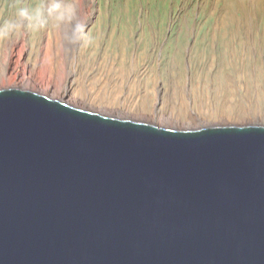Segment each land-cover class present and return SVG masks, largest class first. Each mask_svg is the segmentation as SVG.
Returning <instances> with one entry per match:
<instances>
[{
  "label": "water",
  "instance_id": "95a60500",
  "mask_svg": "<svg viewBox=\"0 0 264 264\" xmlns=\"http://www.w3.org/2000/svg\"><path fill=\"white\" fill-rule=\"evenodd\" d=\"M0 264H264V125L173 130L0 90Z\"/></svg>",
  "mask_w": 264,
  "mask_h": 264
},
{
  "label": "rangeland",
  "instance_id": "374dc122",
  "mask_svg": "<svg viewBox=\"0 0 264 264\" xmlns=\"http://www.w3.org/2000/svg\"><path fill=\"white\" fill-rule=\"evenodd\" d=\"M60 2L76 8L81 31L67 44L58 43L57 22L49 18L38 30L24 27L20 34L0 38V90L33 91L103 116L174 130L264 125V0ZM49 3L0 0V25L14 18L20 7L46 10ZM50 36L56 52L51 66L42 53ZM65 45L68 56L63 53ZM109 76L122 87L123 80H129L124 96L131 92L138 97L146 91L158 107L95 103L90 86L99 87ZM227 77L245 100L246 87L252 90L251 99L239 103L238 110H245L239 116V112L224 114L213 102L203 106L205 102L197 99L209 86L217 91L213 84ZM71 85L76 91L65 94ZM183 89L187 98L197 99L195 119L176 103ZM214 92L208 93L209 98ZM230 121L233 125L224 124Z\"/></svg>",
  "mask_w": 264,
  "mask_h": 264
},
{
  "label": "bare ground",
  "instance_id": "6f19581e",
  "mask_svg": "<svg viewBox=\"0 0 264 264\" xmlns=\"http://www.w3.org/2000/svg\"><path fill=\"white\" fill-rule=\"evenodd\" d=\"M71 7L74 10V16H73V18L70 19V20H67V21H65L63 23H57V26H58L57 42L58 43L64 42V44H67V41L66 40L72 39V37L78 31L77 28H76V21H75L76 14H77L76 13V8L74 6H71ZM53 32H55V31H53ZM49 38L50 39L49 40L47 39L48 41L46 42V44L44 45V47H42L43 48V51L42 50L41 51L43 53V58H45V61L48 60V64L50 65L49 62H51V63L54 62V58H55L56 52H55V46L53 45L51 36ZM57 42H56V44H57ZM38 53H39V51H38ZM63 53H65V55L68 56V50L66 49V45H65V52H63ZM31 59H29V60H31ZM52 69H54V68L52 67L51 70ZM114 78H115L114 76H113V78L111 76H109V77H107L105 79H102L103 81L101 80L102 82H100L101 84H99V87H95L94 85L90 86L91 87L89 89L90 93H94L95 94L94 95V97H95V101L94 102L95 103L107 104V105H116V106H122V107L148 108L149 106L151 107L153 105H155V106H153L155 109L158 107V103H157V105L156 104H153V105L151 104V99H150V97H148L149 95H147V93L145 94L146 91H143V92L141 91L138 94V97H135L137 94L136 95L135 94H132L131 95V92H129V93L127 92L128 95L124 96L125 92H124L123 89L128 88V86H129V80L128 79L123 80L124 82L122 84L123 85V87H122L121 85H119V83L117 84L115 82L114 83L112 82V81L115 80ZM120 83H122V82H120ZM206 85H210V83L207 82ZM213 86L215 87V90L217 89V91H215V92L214 91H211L213 88H211L209 86V87H207L206 93H205V95L203 97H198L197 96V99L205 102V104L203 106H205V105L207 106L210 102H213V103H216L215 106L219 107L220 110L224 114H227L226 112H229L230 114L231 113L239 112V114H238V116H239V115H241V113L245 112L244 109L243 110H240V109L238 110V108H240L239 107L240 106L239 103H241L243 100H245V98L242 97L241 95L240 96L237 95L238 94V87L232 85L231 80L228 77L227 78H224V80L223 79L219 80V82H216L215 84H213ZM74 88L75 87H73V86L70 87V88H66L65 87V90H64L65 92L64 93L65 94L74 93L76 91V88L75 89ZM131 88H133V87H131ZM191 88L193 89V87H191ZM14 89H16V88H14ZM82 90H85V89H82ZM148 91H149V88H148ZM185 91L186 90L183 89L182 92H180L179 97L176 99V103L181 106V108H182V110H184V114L186 116L195 119L194 114L197 112V110H199L198 109L199 107L197 105V99H196V97H194L193 100H191L190 98H187V96L185 95ZM250 91L252 92V90L250 89V87H246V93H248V95L246 96L247 99H251V97L249 95L250 94L249 93ZM194 92H196L195 89H194ZM211 92H214L213 93V97L209 98L210 95L208 93H211ZM143 93L145 95L142 97V94ZM190 102L192 104H189ZM212 106L213 105H211L210 108ZM135 122H137V121H135ZM142 123H144V122H142ZM224 124H226V125H233V123H231V121L228 124L227 123H224Z\"/></svg>",
  "mask_w": 264,
  "mask_h": 264
},
{
  "label": "clouds",
  "instance_id": "9594fccd",
  "mask_svg": "<svg viewBox=\"0 0 264 264\" xmlns=\"http://www.w3.org/2000/svg\"><path fill=\"white\" fill-rule=\"evenodd\" d=\"M74 10L70 5H64L60 0H50L46 10L40 8L20 7L16 10L15 16L0 25V38H7L27 27L31 30H38L45 26L49 18L54 19L57 23H63L72 19ZM77 30H81L76 25Z\"/></svg>",
  "mask_w": 264,
  "mask_h": 264
}]
</instances>
